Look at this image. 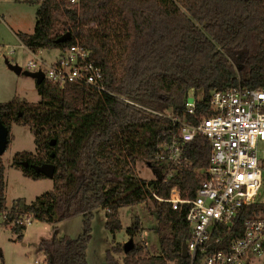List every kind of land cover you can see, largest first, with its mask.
<instances>
[{"label":"trees","instance_id":"obj_1","mask_svg":"<svg viewBox=\"0 0 264 264\" xmlns=\"http://www.w3.org/2000/svg\"><path fill=\"white\" fill-rule=\"evenodd\" d=\"M23 1L36 5V22L32 32L18 33L20 42L30 50L79 43L100 67L103 88L80 83L60 87L44 79L36 84L38 102L0 103V122L8 130L12 123L27 125L34 135L35 152L17 154L13 165L35 179L45 176L22 161L55 165L53 188L30 202L15 200L8 218L17 221L29 213L35 220L56 224L82 215L83 230L76 238L40 241L46 257L41 264H89L87 245L97 209L105 210L106 229L115 234L122 228L121 207L150 204L159 251L151 253L136 239L141 232L136 217L126 228L133 247L125 252L122 243L111 246L105 264H190L188 255L182 256L190 236L185 213L152 197V192L168 193L169 185L161 181L165 164L154 161V154L169 122L150 110L182 115L193 90L200 94L198 112L210 114L203 108L213 90L263 85L264 0H79L75 5L68 0ZM67 32L70 38L58 41ZM208 153L205 137L192 141V167H206ZM138 161L157 176L139 177ZM200 181L187 171L182 180L176 177L170 183L193 196ZM6 209L0 159V211ZM25 227L15 223L19 238Z\"/></svg>","mask_w":264,"mask_h":264},{"label":"built area","instance_id":"obj_2","mask_svg":"<svg viewBox=\"0 0 264 264\" xmlns=\"http://www.w3.org/2000/svg\"><path fill=\"white\" fill-rule=\"evenodd\" d=\"M68 1L75 5L79 0ZM27 50L31 58L26 69L42 71L49 82L103 88L100 67L79 43L58 49L51 62L42 56L43 48ZM199 99L186 97L182 115L149 109L169 122L154 154V161L165 164L161 181L169 185L168 193L152 192V197L185 213L190 264H264V84L213 90L203 108L210 114L198 112ZM200 136L209 143L207 166L193 168L188 147ZM187 171L201 178L193 196L170 183L182 180ZM34 220L25 213L16 222L27 226Z\"/></svg>","mask_w":264,"mask_h":264},{"label":"rangeland","instance_id":"obj_3","mask_svg":"<svg viewBox=\"0 0 264 264\" xmlns=\"http://www.w3.org/2000/svg\"><path fill=\"white\" fill-rule=\"evenodd\" d=\"M36 5L14 0H0V14H4L5 23H0V103L9 101H28L36 103L40 96L36 89L35 80L23 74H16L9 69L6 60L19 64L26 69L30 53L19 43L18 33L32 32L35 22ZM15 33V35L13 34ZM12 50V51H11ZM56 48L43 49V57L51 62L59 55ZM199 93L189 91L187 100L192 102ZM36 146L34 135L27 125L12 123L9 130V143L0 156L4 165L5 201L7 209L0 211V264H41L45 261L44 253L39 249L43 239L54 236L76 238L83 230V217L78 214L56 224L34 220L27 225L21 238L15 232L16 220L8 218L9 209L17 199L27 202L53 188V180L48 177L31 178L13 165L14 157L21 152L34 153ZM139 177L145 180L154 179L157 174L142 161L137 162ZM122 228L115 234L106 229L105 210L97 209L91 220V238L87 245V261L89 264H105L106 251L116 243L124 244L130 238L126 233L137 217L140 221L141 232L136 239L144 241L151 252L159 251V237L155 232V212L150 204L123 206L119 209ZM118 256V255H117ZM122 257V254L119 256ZM174 264V263H170Z\"/></svg>","mask_w":264,"mask_h":264},{"label":"water","instance_id":"obj_4","mask_svg":"<svg viewBox=\"0 0 264 264\" xmlns=\"http://www.w3.org/2000/svg\"><path fill=\"white\" fill-rule=\"evenodd\" d=\"M70 38L69 32L63 34L58 38V41H65ZM6 63L13 72L16 74H23L25 76L31 77L35 80L36 84H40L44 80V73L42 71H30L27 69H23L19 64H12L6 60ZM9 130L8 128L0 122V156L4 153L9 143ZM54 144V141L51 142ZM26 165V164H25ZM35 172L38 174H43L45 177L52 178L55 172V165L52 162L42 163L40 165H32ZM134 245L133 239L130 238L123 244V249L125 252L129 251ZM182 256L187 257V248L186 242L182 245Z\"/></svg>","mask_w":264,"mask_h":264},{"label":"flooded vegetation","instance_id":"obj_5","mask_svg":"<svg viewBox=\"0 0 264 264\" xmlns=\"http://www.w3.org/2000/svg\"><path fill=\"white\" fill-rule=\"evenodd\" d=\"M47 162H49V161H47ZM43 163H46V162H43ZM26 164V165H25ZM40 165V164H42V163H35V162H28V161H22V165L24 166V167H30L31 169H33L34 170V168L32 167V165ZM35 171V170H34Z\"/></svg>","mask_w":264,"mask_h":264},{"label":"crops","instance_id":"obj_6","mask_svg":"<svg viewBox=\"0 0 264 264\" xmlns=\"http://www.w3.org/2000/svg\"><path fill=\"white\" fill-rule=\"evenodd\" d=\"M16 2H24L23 0H14ZM5 15L4 14H0V17L3 19V23H5ZM20 32V31H19ZM26 33H30V32H26ZM13 34L15 35V33L13 32ZM19 43L23 46V44L20 42L19 38H17ZM26 50H27V47L23 46ZM28 51V50H27Z\"/></svg>","mask_w":264,"mask_h":264}]
</instances>
